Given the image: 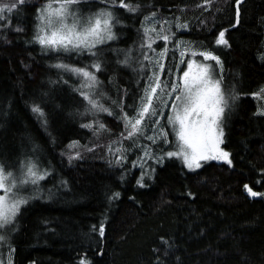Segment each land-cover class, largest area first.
<instances>
[{"label": "trees", "instance_id": "trees-1", "mask_svg": "<svg viewBox=\"0 0 264 264\" xmlns=\"http://www.w3.org/2000/svg\"><path fill=\"white\" fill-rule=\"evenodd\" d=\"M45 2L28 0L5 14L10 25L0 21V162L12 170L31 160L51 173L40 182L39 197L22 206L17 217L12 264H154V249L161 254L167 249L165 264H264V196L252 197L244 187L264 191V115L257 113L252 96L264 86V0H241L238 24L236 0H131L140 4L138 12L115 9L122 23L118 39L100 46L104 68L96 73L101 81L96 92L118 104L122 99L129 111L145 85L144 74L133 71L139 67L142 26L149 27L144 17L155 12L164 21L187 24L172 40L153 44L156 51L168 48L161 79L170 80L173 65L171 79L182 75L193 50L211 51L222 58L223 85L235 97L229 99L224 142L232 164L213 160L189 170L178 158L162 164L148 160L143 171L151 165L154 172L151 179L145 176V187L136 183L142 169L132 167L142 156L139 147L124 140L126 161L115 162L120 145L114 142L124 130L120 109L103 99L111 116L86 111L89 106L76 91L81 78L52 67L57 54L33 42L36 10ZM79 3L94 11L106 6L101 0ZM224 30L228 47L215 43ZM189 45L180 64L179 53ZM113 49H132V66L118 64L123 53ZM61 59L84 67L94 58L61 54ZM34 104L43 117L32 111ZM164 112L166 120L169 110ZM97 120L110 131H97L95 124L82 127ZM73 141L78 143L69 148ZM136 143L151 145L147 139ZM76 152L80 158L69 162ZM114 192L119 198L110 199ZM101 222L104 236L98 231Z\"/></svg>", "mask_w": 264, "mask_h": 264}, {"label": "snow or ice", "instance_id": "snow-or-ice-1", "mask_svg": "<svg viewBox=\"0 0 264 264\" xmlns=\"http://www.w3.org/2000/svg\"><path fill=\"white\" fill-rule=\"evenodd\" d=\"M26 2L28 0H12L10 3L0 4V21L10 25V17L5 14L13 13ZM79 2L80 0H46L36 10L35 31L32 40L39 44L42 50L57 54L59 62L52 67L81 78L83 83L81 88L76 91L89 106L86 111L93 114L107 113L111 116L112 109L101 102L103 99H108L111 105L120 109L119 118L123 122L124 130L120 133L119 139L114 142L120 145L115 149V153L119 154L115 162L121 164L126 161L125 152L127 150L123 148L124 140L132 142L130 147H139L142 156H138L132 162V167L139 165L142 169L141 175L136 181L140 187L146 186L145 176L147 175L151 179V173L154 172L151 165H148V172L143 171L148 160L162 164L165 159L175 157L180 159L189 170L199 169L202 166L201 161L223 160L231 165L230 153L221 148V144L224 142L223 118L225 110L230 107L229 99L235 97L226 94L223 88V63L220 57L211 51H192L191 58L187 60L186 70L182 71V75H176L174 79H171L177 70L173 65L167 72L170 80H162L168 48L164 46L160 51H156L153 44L157 40L168 42L173 39L175 33L171 31L172 25L168 21H157L156 13L152 12L149 16L144 17V20L151 26H142V37L139 44L140 56L136 60L139 67L133 68V71L144 74L142 78L145 80V85L140 90V95L134 104L127 106L129 111H125L122 99L118 104L117 101L106 97L105 93L95 91L101 83L96 73L101 72L104 68L100 58L103 48L100 46L118 39L115 29L122 23V20L115 10L117 7L125 9L128 13H136L141 6L138 3L134 5L131 0L127 3L125 0H101L106 5L104 8L83 15L78 8L73 7ZM205 2L210 4V0H205ZM240 3L241 0H236L237 24L239 23ZM157 23L168 25V27H161L157 30L155 26ZM175 27H187V24L176 23ZM15 30L22 31L23 29L17 27ZM225 31L227 30L218 33L215 43L228 47L230 45L225 39ZM179 43L182 44L183 41ZM113 51L118 55L123 53V59H117L118 64L125 67L132 66V49H113ZM61 54L66 55L69 59L73 54L78 56L87 54L94 59L90 65L79 67L75 63L63 62ZM186 55V48L180 51V64H185L184 57ZM197 55L204 61H214L217 67L214 68L209 63L198 62L194 59ZM173 59H175V55ZM144 61H147L148 64L145 65ZM64 82L67 83V81ZM253 95L264 98V89ZM165 109L169 110V114L166 117V124H161V118L165 116ZM32 111L41 117L45 115L39 105L34 104ZM259 114L264 115V110H260ZM94 124L97 131H110L104 123L98 120L82 125V127L93 128ZM168 126L175 136L174 144L168 139ZM140 139H147L151 145H138L136 142ZM77 143L73 141L69 148ZM159 144L171 145V150H165ZM153 145L156 146L155 149L151 147ZM109 151H113L111 145H109ZM68 158L71 162L73 158H80V153L76 152L75 157L69 155ZM49 175L51 173L47 168L41 169L37 162L31 160L21 162L15 172L0 162V193H2L0 194V230H4V234H0V245L8 244L7 264H12L11 252L14 251L9 243L8 233L15 230L13 226L22 206L39 197L40 182ZM61 183L67 184L66 181H61ZM29 186H32V192L25 195ZM244 187L252 197L264 196V193L253 191L252 187L247 184ZM119 196V192H114L110 199H116ZM94 230H97L95 226ZM98 231L100 236H104L103 222H101ZM153 251L157 253L154 264H165L163 257L168 256L167 249L162 254L160 249ZM0 264H4V262L0 260ZM81 264H85V261H81Z\"/></svg>", "mask_w": 264, "mask_h": 264}, {"label": "rangeland", "instance_id": "rangeland-1", "mask_svg": "<svg viewBox=\"0 0 264 264\" xmlns=\"http://www.w3.org/2000/svg\"><path fill=\"white\" fill-rule=\"evenodd\" d=\"M73 7H74V8H78L79 11H80V13L83 14V15H87V14H89V13L96 12V11H94V10H89L87 7L81 5V3H79V4H77V5H74ZM155 19H156L157 21H164L162 18L158 17L157 14H156V18H155ZM166 21H168V22L172 25V28H171V31H172V32H175L176 30H182V29H185V28H186V27L177 28V29L174 28L176 23H181V24H183V22H181L179 19H167ZM150 26H151V25H150V23H149V27H150ZM155 26H156L157 30H159L161 27H164V28H167V27H168V25H162V24H160V23H157ZM115 31H116L117 36H118L117 27H116ZM189 47H190V48H189L190 50L188 49L187 51H191V45H189ZM183 49H184V48H182V50H183ZM186 49H187V48H186ZM193 51L200 52V51H197V50H193ZM213 54H215V53H213ZM215 55H217V54H215ZM217 56H219V55H217ZM219 57H220V56H219ZM261 57H262V59H264V53L261 55ZM190 58H191V57H190ZM194 59H196L198 62H201V63H209V64H212V65L214 66V68L217 67V66H215V62H214V61H204L203 58L200 57L199 55H197ZM220 59H221V61H222V63H223V60H222L221 57H220ZM223 67H224V65H223ZM185 70H186V69H185ZM223 88H224L226 94H228V92H227V90L225 89L224 85H223ZM262 89H264V86L262 87ZM260 90H261V89H260ZM260 90L257 91V92H255V93L260 92ZM253 94H254V93H253ZM253 94H252V96H254V98L256 99V102H257V113L259 114L260 110H264V98H262L261 96L253 95ZM229 108H232V107H231V104H230V107H229ZM229 108L225 110V115H224V118H223V128H224V137H223V141H224V142H225V124H226L227 118H228V116H229V114H230V109H229ZM168 114H169V112H168ZM259 115H260V114H259ZM161 124H166V120H164L163 118H161ZM168 131H169L168 139H169V141L173 142V144H174V143H175V136H174V134L171 132V128H170V126H168ZM224 142H223V144H221V148H223L225 151L229 152V150L225 147ZM164 149H165V150H171V148L169 149V147L164 148ZM229 153H230V152H229ZM173 158H175V157H173ZM230 159H231V155H230ZM231 160H232V159H231ZM211 161H213V160H210V161H207V162L201 161V165H202V166H201L199 169L203 168L206 164H208V163L211 162ZM214 161H221V160H214ZM195 170H197V169H195ZM12 171L15 172L16 169H12ZM31 192H32V186H29V187H28V190H27L24 194H25V195H28V194L31 193ZM262 193H264V191H263ZM0 194H2V193H0ZM16 220H17V219H16ZM15 224H16V222H15ZM14 226H15V225H14ZM14 226H13V227H14ZM13 232H14V231H11L10 233H8V235H9V237H10V239H9V243H10V244H11V236H12ZM0 234H4V230H0ZM11 255H12V252H11ZM8 258H9V248H8V244L0 245V260H2V261L4 262V264H7Z\"/></svg>", "mask_w": 264, "mask_h": 264}]
</instances>
